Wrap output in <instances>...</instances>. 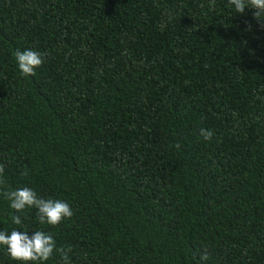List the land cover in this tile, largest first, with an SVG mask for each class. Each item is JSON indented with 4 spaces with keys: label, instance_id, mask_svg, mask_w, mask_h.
I'll list each match as a JSON object with an SVG mask.
<instances>
[{
    "label": "trees",
    "instance_id": "16d2710c",
    "mask_svg": "<svg viewBox=\"0 0 264 264\" xmlns=\"http://www.w3.org/2000/svg\"><path fill=\"white\" fill-rule=\"evenodd\" d=\"M255 11L0 0V231L43 230L72 249L68 264H264ZM25 50L42 54L35 75L18 67ZM23 187L67 202L72 217L50 226L34 207L16 212L3 192ZM0 264L21 262L0 246ZM43 264L65 262L54 251Z\"/></svg>",
    "mask_w": 264,
    "mask_h": 264
},
{
    "label": "clouds",
    "instance_id": "9594fccd",
    "mask_svg": "<svg viewBox=\"0 0 264 264\" xmlns=\"http://www.w3.org/2000/svg\"><path fill=\"white\" fill-rule=\"evenodd\" d=\"M214 3V0H213ZM231 5H234L237 13H243L246 8L255 9V17L264 16V0H229ZM17 64L21 73L24 76L35 75V69L42 65V54L33 50L17 51L14 53ZM200 134L205 139H211L212 132L210 130L201 129ZM4 172L3 165H0V185L4 184L2 174ZM3 195L10 201V207L16 212H22L26 208H36L38 215L37 219L40 224L56 226L64 219L71 218L73 211L67 202L54 199L38 198L34 190L23 187L16 190L3 192ZM15 224H21L19 216H12ZM0 246H5L8 255L14 261H19L21 264L28 262H46L52 256L53 252L60 253L65 264L69 262L68 253L72 250L57 248L56 241L53 236L43 230H36L29 237L27 231L13 230L11 234L5 231H0ZM202 260H207V253L202 255Z\"/></svg>",
    "mask_w": 264,
    "mask_h": 264
}]
</instances>
